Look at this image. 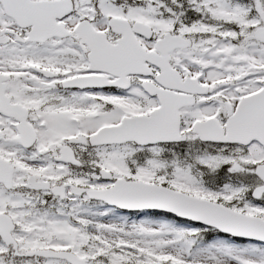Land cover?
Returning <instances> with one entry per match:
<instances>
[{
    "label": "snow or ice",
    "instance_id": "snow-or-ice-1",
    "mask_svg": "<svg viewBox=\"0 0 264 264\" xmlns=\"http://www.w3.org/2000/svg\"><path fill=\"white\" fill-rule=\"evenodd\" d=\"M0 264H264V0H0Z\"/></svg>",
    "mask_w": 264,
    "mask_h": 264
}]
</instances>
